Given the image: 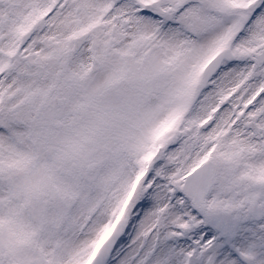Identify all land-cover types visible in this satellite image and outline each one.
I'll return each instance as SVG.
<instances>
[{
    "label": "snow or ice",
    "instance_id": "1",
    "mask_svg": "<svg viewBox=\"0 0 264 264\" xmlns=\"http://www.w3.org/2000/svg\"><path fill=\"white\" fill-rule=\"evenodd\" d=\"M0 264H264V0H0Z\"/></svg>",
    "mask_w": 264,
    "mask_h": 264
}]
</instances>
